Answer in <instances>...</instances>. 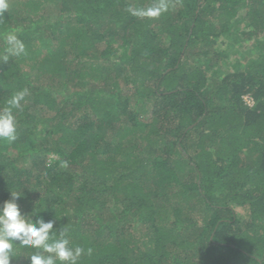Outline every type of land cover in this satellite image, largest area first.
I'll list each match as a JSON object with an SVG mask.
<instances>
[{
	"label": "trees",
	"instance_id": "obj_1",
	"mask_svg": "<svg viewBox=\"0 0 264 264\" xmlns=\"http://www.w3.org/2000/svg\"><path fill=\"white\" fill-rule=\"evenodd\" d=\"M167 2L139 18L137 0H8L0 56L8 32L27 54L0 62V110L30 95L0 141V203L22 191L92 249L79 264H264V0ZM242 7L261 55L224 71L230 29L210 17Z\"/></svg>",
	"mask_w": 264,
	"mask_h": 264
},
{
	"label": "clouds",
	"instance_id": "obj_2",
	"mask_svg": "<svg viewBox=\"0 0 264 264\" xmlns=\"http://www.w3.org/2000/svg\"><path fill=\"white\" fill-rule=\"evenodd\" d=\"M9 7L8 0H0V18ZM167 0H155L148 7H128L127 11L135 17H158L167 12ZM6 45L0 62L6 63L10 57H21L27 54L24 42L16 32H8L3 37ZM30 95L28 87L15 91L7 100L6 106L0 110V141L8 143L17 140V112L22 111V102ZM61 167H67L62 161ZM24 193L20 190L10 191V198L0 203V264H12L16 258V245L36 249L27 256L29 264H79L80 258L92 254L91 248L79 245L70 246L68 228H62L57 238L54 230L56 219L45 221L42 217H34V213H23L18 200Z\"/></svg>",
	"mask_w": 264,
	"mask_h": 264
},
{
	"label": "rangeland",
	"instance_id": "obj_3",
	"mask_svg": "<svg viewBox=\"0 0 264 264\" xmlns=\"http://www.w3.org/2000/svg\"><path fill=\"white\" fill-rule=\"evenodd\" d=\"M137 1L140 2V5L143 7H145L148 2V0ZM237 10L238 11H236L234 16H229L226 11L220 12L221 10H218L210 17L212 21L211 24H213L217 29H230V33H225L222 40H225V42L228 41L227 45L223 43L220 47L223 49V51H221V49L220 51L224 54V60L220 62L219 65L224 71L233 69L236 64L244 66L250 60H253L261 55L260 52L254 48V45L257 43L256 38L247 39L241 34V31L244 30V27H246L247 24V19L245 18V7H242L241 9L237 8ZM52 12L55 13V16L57 15L55 10H52ZM262 36L264 37V33ZM262 39L263 38L260 40ZM190 60L192 61L191 58ZM244 101L245 105L250 107L255 104L254 100H252L248 95L244 97ZM247 156H249V154H247ZM234 208L239 216L245 217L246 214L242 207L235 206Z\"/></svg>",
	"mask_w": 264,
	"mask_h": 264
}]
</instances>
